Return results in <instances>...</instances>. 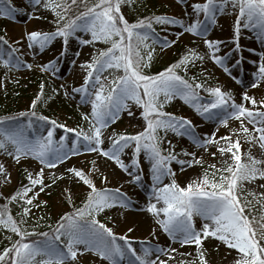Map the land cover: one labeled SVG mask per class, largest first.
I'll return each instance as SVG.
<instances>
[{"label": "snow or ice", "instance_id": "snow-or-ice-1", "mask_svg": "<svg viewBox=\"0 0 264 264\" xmlns=\"http://www.w3.org/2000/svg\"><path fill=\"white\" fill-rule=\"evenodd\" d=\"M136 3L28 0L27 5L18 6L13 0H0V18L9 21L18 14L35 21L46 18L42 12L53 17L51 31L28 30L11 42L0 35V65L7 71H31L35 67L55 77L68 57L71 41L92 49L87 60L78 64L80 51L71 60L73 68L83 72L82 83L61 85L66 97L79 96V102L90 107L89 112L81 114L87 127H70L38 116L35 109L44 96L43 83L30 111L0 118V156L4 157L0 160V187L12 185V168H23L27 181H21L11 194L0 192L4 201L0 204V233L8 241L0 250V264H211L206 242L217 252L224 247L223 259L232 257L228 264H264V94L257 98L244 91L237 102L231 91L208 85L207 78L199 81L197 76L188 75L197 62L203 68L207 59L242 84L232 76L229 62L238 67L247 51L259 57L258 63L252 61L256 70L250 88H262L264 49H246L242 36L252 33L264 46V0H177L184 5L183 18L154 14L130 22L122 9L134 10ZM226 15L234 16L231 40L208 39L219 17ZM154 25L165 33L170 28L179 30L169 40ZM186 34L202 38L207 52L188 48L175 63L150 74L147 70L156 51L153 45L164 51ZM58 40L62 42L59 54L41 63L38 57ZM28 55L31 63L23 58ZM53 92L58 94L55 89ZM176 99L211 122L214 130L201 134L192 120L165 111V106ZM124 115L142 119L143 130L134 135L118 133L113 125ZM232 122L237 126L232 127ZM45 126L46 134L41 131ZM221 128L226 134H219ZM57 129L64 133L59 139L55 138ZM169 133L186 138L196 151L183 147L177 150L168 139ZM244 144L248 147L242 151ZM257 148L259 158L253 154ZM128 150L131 157L126 163L123 157ZM89 154L111 161L126 174L128 184L146 191L147 205L142 211L154 221L150 236L158 241L159 232L167 236V244L135 240L128 235L135 231L133 227L123 235L117 234L98 219L106 210L129 209L133 201L121 191L123 185L106 187L109 177L101 171L97 159L89 162L88 169L68 163ZM142 155L151 179L147 189ZM206 157L217 163H209ZM31 162L37 166L31 167ZM197 167L202 171L195 178L179 182L180 173ZM61 181L65 182L61 197L68 201L71 211L60 215L55 226L48 224L47 231L40 229L44 227L41 221L48 217L37 216L29 230L25 225L35 215L34 209L48 207L41 194L51 195L50 190L59 187ZM68 181L88 190L78 207L72 201ZM12 205L20 208L15 216ZM189 247L194 251H182Z\"/></svg>", "mask_w": 264, "mask_h": 264}, {"label": "rangeland", "instance_id": "rangeland-1", "mask_svg": "<svg viewBox=\"0 0 264 264\" xmlns=\"http://www.w3.org/2000/svg\"><path fill=\"white\" fill-rule=\"evenodd\" d=\"M94 2V0H93ZM199 2V0H189V3ZM15 5H27L28 0H13ZM143 3L152 14L151 15H175L178 18L184 17V5L177 3V0H143ZM126 15V18L129 19L130 22H134V17L131 16L127 7L122 9ZM190 11V9H189ZM45 19L40 21L29 20L27 16L18 14L14 21H9L3 18H0V35H5V38H10V42L12 40L20 39L22 36H18L17 26H20V31H24L25 33L28 30L40 29L44 31L53 30V25L50 21L53 19L52 15L48 12L41 13ZM150 15V16H151ZM234 23V16L226 15L221 16L218 19L217 26L210 32L208 39H220L223 41H229L232 38V25ZM227 26V27H225ZM156 27L157 32L161 33V36L168 35L169 40L174 38V33L177 32L178 28H170L168 33H165L161 30V27L158 25H154ZM4 29H7V33L4 32ZM252 36L251 39L247 37ZM151 44V41H149ZM71 46L69 49L68 57L64 59V61L60 64V72L53 77L50 73H46L41 71L40 69L33 68L31 71L21 68L19 71L12 70L7 71L2 65H0V118L6 116H13L20 112H28L31 110L32 101L37 97L40 93V85L42 81L47 79L50 83L49 88L44 91L43 98L37 102V107L35 109L37 115H43L49 117L50 119L56 120L58 123H66L70 127L84 126L87 127L86 123L81 119L82 113H87L90 111V107L79 102V96L72 98L71 96L66 97L64 95V89L61 88V85L65 86H79L82 83L83 72L79 67L73 68L71 64V60L74 58V53L76 51L81 52V56L78 60V64L87 60L89 58V52L92 51L91 48L82 47L78 45L76 41L70 42ZM242 44L247 49L249 47H253L257 52L264 49L254 37L252 33L244 32L242 36ZM62 47L61 41L54 42L53 46L49 51H47L41 57H38L41 63L47 62V60L54 58L59 54V51ZM97 47H104V45H97ZM156 48V51L153 53V60L151 64V68L147 71L150 74H155L157 72L163 71L170 64L175 63L188 48H195L201 54H205L207 52L206 46L203 42V39L200 37H194L186 34L175 43V45L171 48H168L164 51L160 50L159 45H153ZM223 48V46H222ZM223 51H228L227 48H223ZM146 55V52L143 53ZM27 62L31 63L32 58L30 55L23 57ZM252 61L259 62V57L254 55L253 53L245 51L244 53V61L238 66L233 67V62H229V67L232 69V76H235L237 79L243 81L242 84L236 83L231 76L223 71L218 65H215L210 60L205 59L203 63V68L200 67V62H197V67L191 68L188 75L189 76H197L199 81H204L207 78V84L211 86H221L222 89L231 91L236 97L237 102L240 101L241 94L244 91H248L250 95H255L259 98L262 94H264V86L260 89H251L250 84L253 80L252 73L256 70L255 65ZM181 75H184L183 71H180ZM223 75V76H221ZM187 78V77H186ZM53 89L57 90L58 94L53 92ZM202 95H204L202 93ZM51 97V99H49ZM165 111L176 114L177 116H184L190 120H192L193 124L197 126V132L204 134L210 133L214 130V125L211 122L203 120L190 106L183 103L182 100L176 99L171 104L165 106ZM24 122H26V118H21ZM144 122L142 119H133L129 118L127 115H124L113 128L118 133L125 134H136L143 130ZM236 123L232 122V127H236ZM47 127L41 129V131L46 134ZM109 131H112L110 128ZM63 129H57L55 138L59 139L63 135ZM220 135L226 134L225 130L221 128ZM163 135V133H161ZM168 139H171L173 144L177 145V150L181 147L188 148L190 150L196 151L194 146L191 145V142L186 138L175 137L172 133L168 134ZM164 147L167 148V144H164ZM248 147L247 144H244L242 147V151ZM253 154L258 158L260 157V150L253 149ZM131 150H128L127 154L123 157L125 162H130ZM4 157L0 156V160H3ZM93 159H97V163L101 169V171L106 173L104 170V165L107 163L113 164L111 161H106V159L100 157L97 158L96 154L82 155L80 157H74L71 161H69L70 166L81 167L84 169H88L91 167L90 161ZM209 163H217L215 160H211L206 157ZM106 162V163H105ZM114 165V164H113ZM37 165L35 162H31V167L35 168ZM115 166V165H114ZM141 166L144 169V181H145V189L151 184L149 166L146 160H144L143 155L141 156ZM63 167H61L60 171H63ZM173 167L178 171V166L173 165ZM207 167V165H205ZM192 173V178H195L202 170L197 167L195 169H188ZM12 176L13 183L11 186L0 187V192L5 194H11L17 187H19L20 182L27 183L24 179L23 168H12ZM186 172V171H185ZM184 172V173H185ZM191 178V179H192ZM179 182L184 184L187 180H182L179 178ZM97 186H101L100 179H96ZM68 184L71 186L73 190L72 201L75 206H80L83 201L84 195L88 191L86 186L80 184L77 185L74 182L68 181ZM124 185V184H123ZM65 186V182L61 181L59 187L53 188L50 190L51 195L41 194V199L47 200L49 202L47 209L35 210L32 219L29 221L28 227L31 230V223L36 219L37 216H46L48 217L46 220L41 221L44 227L40 230L47 231V225L52 224L55 226L56 220L62 215L65 211H71V206L69 205L66 199L61 197V190ZM121 185L112 183H108L106 187L108 188H116ZM121 191L126 192L129 197L132 199V206L127 209H121L120 211H115L116 209L106 210L105 213H102L98 219L109 227L113 228V231L117 234L123 235L127 232L128 226L127 223L118 219V216H123V213L127 211L132 212H142L145 214L146 218H149L151 222L154 221L149 213L146 211H142L143 208L147 205V197L146 191L141 190L139 187L135 185H131L130 188L122 187ZM4 201L0 200V204H3ZM12 213L15 216L20 208L16 205H12ZM19 218V217H17ZM152 228L147 226L145 231H141L138 236H133L137 234L128 233L129 236L133 237L135 240H145L150 239L153 244L160 243L162 245L168 243L167 236L160 234L157 232L159 236V240L150 236ZM15 239V237H14ZM8 244V241L3 239V233H0V250L3 249L5 245ZM138 246V245H136ZM178 247V245H176ZM206 247H208V259L211 261V264H228V262L232 259L231 256L228 257L227 260H224L223 257L226 255V249L221 247L219 251H214L211 246H209L206 242ZM182 251H194V247H189L186 249H182ZM234 253V252H233ZM235 254V253H234ZM234 254H232L234 256Z\"/></svg>", "mask_w": 264, "mask_h": 264}, {"label": "bare ground", "instance_id": "bare-ground-1", "mask_svg": "<svg viewBox=\"0 0 264 264\" xmlns=\"http://www.w3.org/2000/svg\"><path fill=\"white\" fill-rule=\"evenodd\" d=\"M16 28H17V31L19 32L18 36L19 35L21 36L24 31H20V26H17ZM103 166H104V170H106V174L109 177V181H111L112 183L119 184V185L124 184L123 185L124 187L131 189V185L127 183L128 177L118 167L114 166L110 162L105 165L103 163ZM179 178L182 180L186 179L187 181H189L192 178V173L189 170H187L185 173H180ZM115 211L122 212L121 209H116ZM118 219L121 220V222L123 223L125 221L128 226L133 227L135 229L133 234H137V233H140L141 231H145L147 226H150L151 228H153V222H151L149 218H146L145 214L142 212L127 211L123 213V216L122 215L118 216ZM138 235L140 234L133 235V236L136 237Z\"/></svg>", "mask_w": 264, "mask_h": 264}, {"label": "trees", "instance_id": "trees-1", "mask_svg": "<svg viewBox=\"0 0 264 264\" xmlns=\"http://www.w3.org/2000/svg\"><path fill=\"white\" fill-rule=\"evenodd\" d=\"M130 14L132 17H134V19L136 20L137 18H143L145 16H150L152 13L146 9L144 3H143V0H137V3L136 5H134V10L133 9H130L128 8ZM42 83L44 84V91H46L49 86H50V83L47 79L43 80Z\"/></svg>", "mask_w": 264, "mask_h": 264}]
</instances>
